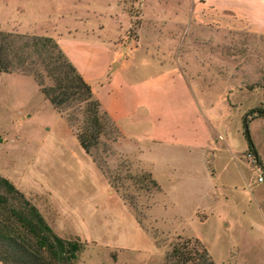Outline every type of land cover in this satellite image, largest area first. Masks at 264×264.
Returning a JSON list of instances; mask_svg holds the SVG:
<instances>
[{
    "label": "rangeland",
    "instance_id": "1",
    "mask_svg": "<svg viewBox=\"0 0 264 264\" xmlns=\"http://www.w3.org/2000/svg\"><path fill=\"white\" fill-rule=\"evenodd\" d=\"M142 2L0 0V30L34 29L40 31L35 35H45L42 29L60 16L71 22L76 11L89 23L99 19L107 35L120 36L116 42L125 46L122 58H126L136 52L140 18L145 46L155 41L150 16L175 4V0H147L141 17ZM157 31L158 40L164 37L169 42L167 29ZM189 34L185 45H158L157 51L144 54L139 49L129 72L151 70L138 64L144 56L161 66H176L202 88L205 103L214 110L217 131H223L220 123L226 124L238 163L236 167L217 141L211 162L219 173L214 193L207 181L179 184L161 178L169 196L164 197L160 186L154 188L148 181L147 171L116 151L110 129L91 156L85 154L74 136L78 113L68 123L65 113L72 109L57 112L31 76L0 72V175L38 209L55 234L82 242L75 264H163L177 237L197 238L214 264H264V173L250 152L246 156L241 125L246 110L264 105V35L197 26H191ZM221 96H229L233 106L223 119L218 116L226 104ZM248 129L264 166V116L250 120ZM195 204L200 206L196 214Z\"/></svg>",
    "mask_w": 264,
    "mask_h": 264
},
{
    "label": "crops",
    "instance_id": "2",
    "mask_svg": "<svg viewBox=\"0 0 264 264\" xmlns=\"http://www.w3.org/2000/svg\"><path fill=\"white\" fill-rule=\"evenodd\" d=\"M146 1L142 2L141 17ZM150 17L151 36L155 41L142 46L140 18L136 27V46L133 47L136 52L142 48L143 54L157 51L158 45H185L191 26L264 35V0H175L171 8H159ZM87 18L73 11L71 22L61 20L60 16L42 30L54 38L89 85L100 109L115 125L118 137L113 147L150 173L164 197L168 194L160 185L161 178L179 184L199 185L207 181L214 193L219 173L211 162L218 148L217 141L229 152L236 167L238 163L225 131L226 124L220 123L223 131H217L214 110L211 104L205 103L202 88L189 81L176 66H161L157 60L144 56L139 58L138 64L151 70L130 73L136 52L122 58L125 46L116 42L120 36L107 35L99 19L89 23ZM158 28L168 30L169 42L163 41L164 37L158 40ZM19 31L40 32L34 29ZM193 35H197L195 30ZM221 98L226 104L218 116L223 119V116H229L233 106L229 96ZM245 151L249 153L248 147ZM195 189L198 191L197 187ZM200 191L203 194V188ZM192 210L196 214L200 206L195 204Z\"/></svg>",
    "mask_w": 264,
    "mask_h": 264
},
{
    "label": "trees",
    "instance_id": "3",
    "mask_svg": "<svg viewBox=\"0 0 264 264\" xmlns=\"http://www.w3.org/2000/svg\"><path fill=\"white\" fill-rule=\"evenodd\" d=\"M20 72L32 77L40 93L72 123L79 114L74 133L82 151L91 156L106 129L118 131L92 95L89 85L68 60L54 38L0 30V72ZM44 79L49 80L48 84ZM264 116V105L246 110L241 117L242 135L253 161L263 173L252 143L248 123ZM150 184L157 183L146 173ZM78 239H65L53 232L38 209L11 181L0 175V264H75L82 249ZM163 264H214L197 238L180 239L171 245Z\"/></svg>",
    "mask_w": 264,
    "mask_h": 264
},
{
    "label": "built area",
    "instance_id": "4",
    "mask_svg": "<svg viewBox=\"0 0 264 264\" xmlns=\"http://www.w3.org/2000/svg\"><path fill=\"white\" fill-rule=\"evenodd\" d=\"M247 157H250V154L249 153H247V155H246ZM252 160V159H251ZM263 178H262V176L261 175H259L258 177H257V180L258 181H261Z\"/></svg>",
    "mask_w": 264,
    "mask_h": 264
}]
</instances>
